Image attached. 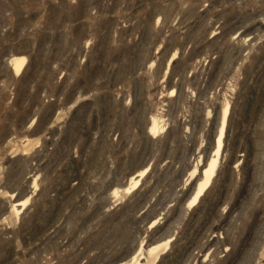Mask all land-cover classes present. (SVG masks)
<instances>
[{
    "label": "rangeland",
    "instance_id": "374dc122",
    "mask_svg": "<svg viewBox=\"0 0 264 264\" xmlns=\"http://www.w3.org/2000/svg\"><path fill=\"white\" fill-rule=\"evenodd\" d=\"M0 264H264V0H0Z\"/></svg>",
    "mask_w": 264,
    "mask_h": 264
},
{
    "label": "bare ground",
    "instance_id": "6f19581e",
    "mask_svg": "<svg viewBox=\"0 0 264 264\" xmlns=\"http://www.w3.org/2000/svg\"><path fill=\"white\" fill-rule=\"evenodd\" d=\"M25 62H26V58L24 56L14 57L10 61V67L12 68V70L14 71V73L16 75H19L24 68ZM173 93H174V90L171 91V95H173ZM228 115H229V106L227 105L223 108L221 116H220L219 126L217 129L216 138H215V145H214V149L212 151L213 154L211 157H209L206 165L202 168L201 178L197 182V185L195 187V190H194L192 196L187 201V204L190 205L191 207L194 206L197 203V201L199 200V198L204 194L205 190L208 188V186L211 182V179L214 175V172H215V169L217 166V162H218V156H219L220 150L222 149V145H223V138H224V135L226 132ZM159 124L160 123L158 122V120L153 117L150 121L148 128H147V133L153 137L157 136L159 131H161ZM149 167L150 166L147 165L143 169L139 170L135 176L131 177L130 182L127 185H125L122 189H119V188L113 189L112 195L114 197H119L121 191H123L124 193H130L131 191H133L137 187L140 178L143 177L147 173V171L149 170ZM195 172H196V169L193 171L192 174H194ZM25 203H26V200L15 201V203L12 204V210L14 209L18 212L19 210L17 209V207H21ZM160 245H162V243H159L156 245H151V246L146 248V251L148 253H150L149 256L151 254H153V255L155 254V260L158 258V252H159L158 248L161 247ZM142 250H143V248L141 245L140 249H139L140 253ZM157 250H158V252H157ZM135 257L136 256H134V258ZM136 260H138V259H136Z\"/></svg>",
    "mask_w": 264,
    "mask_h": 264
}]
</instances>
